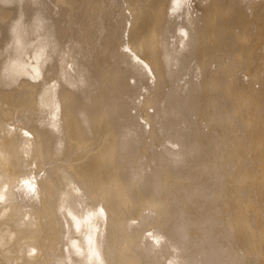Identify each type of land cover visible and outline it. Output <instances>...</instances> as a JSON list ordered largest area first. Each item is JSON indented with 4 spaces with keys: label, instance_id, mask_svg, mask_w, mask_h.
Wrapping results in <instances>:
<instances>
[{
    "label": "bare ground",
    "instance_id": "6f19581e",
    "mask_svg": "<svg viewBox=\"0 0 264 264\" xmlns=\"http://www.w3.org/2000/svg\"><path fill=\"white\" fill-rule=\"evenodd\" d=\"M0 264H264V0H0Z\"/></svg>",
    "mask_w": 264,
    "mask_h": 264
}]
</instances>
